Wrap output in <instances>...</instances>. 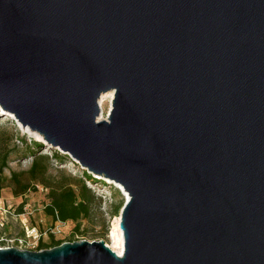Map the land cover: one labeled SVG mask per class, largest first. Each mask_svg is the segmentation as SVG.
Returning a JSON list of instances; mask_svg holds the SVG:
<instances>
[{
	"label": "water",
	"instance_id": "95a60500",
	"mask_svg": "<svg viewBox=\"0 0 264 264\" xmlns=\"http://www.w3.org/2000/svg\"><path fill=\"white\" fill-rule=\"evenodd\" d=\"M0 105L128 194L0 264H264V0H0Z\"/></svg>",
	"mask_w": 264,
	"mask_h": 264
},
{
	"label": "rangeland",
	"instance_id": "374dc122",
	"mask_svg": "<svg viewBox=\"0 0 264 264\" xmlns=\"http://www.w3.org/2000/svg\"><path fill=\"white\" fill-rule=\"evenodd\" d=\"M111 107L112 103L108 98L104 103L101 118H107ZM38 134L29 127H24L12 112L0 105V151H10L6 175L10 176L12 171L28 170L34 159L31 151L48 154L51 158L50 175L55 178L54 181H58L62 175L72 178L76 181L75 188L79 192L78 182L83 179V172L87 169L60 147L49 146L43 136L41 138ZM55 151H58L60 157L54 156ZM95 177L97 181H86L93 197L92 216L81 221L79 232L75 231L77 225L75 221L55 222L46 213L45 206L50 203L49 188L38 184L37 190L32 189L17 196L13 192L12 184L7 183L0 192V247L15 246L36 250L34 247L36 241L33 238L24 244H20L18 240L28 235L32 227L44 233L45 241H49L50 235L54 234L56 240L63 242L105 240L107 244H113L112 231L121 212L120 209L119 215H116V209L123 206L125 196L115 183L109 182L115 180L98 175ZM22 203H25L24 210L19 212Z\"/></svg>",
	"mask_w": 264,
	"mask_h": 264
},
{
	"label": "trees",
	"instance_id": "16d2710c",
	"mask_svg": "<svg viewBox=\"0 0 264 264\" xmlns=\"http://www.w3.org/2000/svg\"><path fill=\"white\" fill-rule=\"evenodd\" d=\"M42 146V145H40ZM33 156V162L30 168L26 171H12L10 176H7L5 169L9 168L10 151H0V192L7 185L12 184L15 195H23L28 191L37 190L38 184L49 188L48 197L50 203L45 206V211L56 221H75L77 223L75 231L79 232L81 229V221L92 216L93 197L91 190L86 183L89 181H97L92 173L85 170L83 172V179L79 184V192L75 188L77 184L72 178H66L62 175L58 181L50 175L51 158L48 154H37L30 152ZM54 156L60 157L58 151L54 152ZM60 172V171H59ZM25 203L19 206V212H23ZM122 206L116 209V215H119ZM63 243L62 240H56L54 234H51L49 241L41 238L38 243V250L51 248Z\"/></svg>",
	"mask_w": 264,
	"mask_h": 264
},
{
	"label": "bare ground",
	"instance_id": "6f19581e",
	"mask_svg": "<svg viewBox=\"0 0 264 264\" xmlns=\"http://www.w3.org/2000/svg\"><path fill=\"white\" fill-rule=\"evenodd\" d=\"M114 95H115V90H109L107 92H104L100 98V104L102 107V112L104 109V103L106 102V100L108 98H110V101L112 103L113 99H114ZM6 112V111H4ZM104 113V112H103ZM41 138L42 135H40V133L38 134ZM48 144V143H47ZM49 145V144H48ZM50 146V145H49ZM110 183H115V185L120 188L122 190V193L125 197H128L127 192L124 190V188L122 187V185L118 182H113L111 180H109ZM121 216L119 215L117 217V221L114 224V228L112 231V237H113V244H110V246L118 253V254H123L124 250H125V240H124V234H123V230L121 228Z\"/></svg>",
	"mask_w": 264,
	"mask_h": 264
},
{
	"label": "built area",
	"instance_id": "2783aa9c",
	"mask_svg": "<svg viewBox=\"0 0 264 264\" xmlns=\"http://www.w3.org/2000/svg\"><path fill=\"white\" fill-rule=\"evenodd\" d=\"M43 236H44V233L38 231V229L36 227H32L30 229V233L28 235H26L24 238H20L18 240H19L20 244H24V243H27L28 239L33 238L36 241V244L34 247L36 248V250H38L37 248H38L39 240L41 238H43ZM21 249H23V248L21 247Z\"/></svg>",
	"mask_w": 264,
	"mask_h": 264
}]
</instances>
